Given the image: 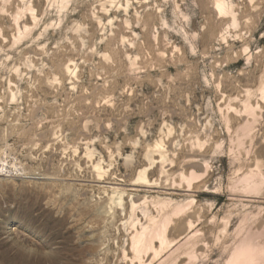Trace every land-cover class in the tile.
<instances>
[{"label":"rangeland","instance_id":"obj_1","mask_svg":"<svg viewBox=\"0 0 264 264\" xmlns=\"http://www.w3.org/2000/svg\"><path fill=\"white\" fill-rule=\"evenodd\" d=\"M221 1L0 0V264H264V0Z\"/></svg>","mask_w":264,"mask_h":264},{"label":"bare ground","instance_id":"obj_2","mask_svg":"<svg viewBox=\"0 0 264 264\" xmlns=\"http://www.w3.org/2000/svg\"><path fill=\"white\" fill-rule=\"evenodd\" d=\"M217 3H218V6L221 8L222 7V1L221 0H217ZM194 156V155H193ZM144 171L145 170H140L138 172V175H137V180H143V181H147V177L144 176ZM129 189L131 190H135V188L137 187L138 188V183L137 182H133V183H130L129 184ZM150 187V186H149ZM135 201V200H134ZM132 202V201H131ZM134 206V205H133ZM135 207V206H134ZM187 216V215H186ZM170 217V216H169ZM181 220V219H180ZM184 220V219H183Z\"/></svg>","mask_w":264,"mask_h":264}]
</instances>
